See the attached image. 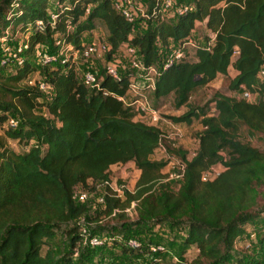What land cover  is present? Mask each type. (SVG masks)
Masks as SVG:
<instances>
[{
	"label": "trees",
	"instance_id": "trees-1",
	"mask_svg": "<svg viewBox=\"0 0 264 264\" xmlns=\"http://www.w3.org/2000/svg\"><path fill=\"white\" fill-rule=\"evenodd\" d=\"M48 2L0 0V37L6 28L11 36L29 31L25 58L33 57L35 46L46 47L44 55L56 54L57 39L78 50L83 35L99 22L109 46L108 59L127 44L150 65L157 62L159 52H167L170 43L175 46L190 38L197 23L203 29L204 44L196 46L195 62L183 61L162 71L153 98L160 104L173 94L181 106L192 90L226 76L231 69L230 92L242 87L258 93L260 99L246 103L215 93L209 101L212 115L203 106L166 117L175 125L189 126L196 120L202 128L192 157L174 151L184 171L172 192L170 182H162L165 163L151 159L161 132L136 120L135 113L115 99L126 91L127 73L114 81L102 70L98 89H88L76 79L71 63L36 67L25 59L10 74H3L8 66L0 67V127L8 118L17 121L16 128L2 129L0 135V264H73L74 255L88 262L79 219L89 225L91 234L109 237H134L131 232L137 228L166 223L185 232L177 251H172L181 262L185 251L194 248L195 256L185 264H245L235 240L253 222H264V211L250 208L253 186L264 184V153L239 139L243 126L264 135V85L256 84L264 64V0H182L189 9L170 21L152 14L154 0H143L150 19L142 32L134 29L137 21L128 23L104 0H54L50 13ZM36 21L42 22L41 31L35 29ZM209 33L214 37L207 45ZM234 48L238 55L231 59ZM35 75L48 87L46 97L36 85L25 84ZM7 141L22 144L24 150L8 147ZM128 165L138 177L132 194L124 192L123 200L105 187L104 204H97V211L91 210L89 198L84 203L72 201L78 190L96 196V186L110 180L111 167ZM216 167L220 172L214 179L200 181L201 174ZM130 202H135L134 220L122 212ZM114 210L119 212L110 216ZM101 218L104 221L99 223ZM58 234L64 236L68 253L55 258L47 248L41 255L46 241ZM141 243L140 251L111 244L121 246V256L126 258L133 252L149 255L147 246L153 241ZM263 254L253 264H260Z\"/></svg>",
	"mask_w": 264,
	"mask_h": 264
},
{
	"label": "rangeland",
	"instance_id": "rangeland-1",
	"mask_svg": "<svg viewBox=\"0 0 264 264\" xmlns=\"http://www.w3.org/2000/svg\"><path fill=\"white\" fill-rule=\"evenodd\" d=\"M138 6H145L143 0H133ZM54 0H49V13L52 11L54 6ZM170 21V20H168ZM146 27V22L143 20H138L134 29L136 31H144ZM29 30V25H28ZM29 31L24 33H15L11 36L10 28H6L3 32L5 38V44L10 45L12 48L9 50L8 55L1 57L6 60L8 68L3 71V74H10L13 71L15 61L17 58L21 60H28L36 67H39V61L44 55L45 48L40 46H35L33 57H24V52L16 54L13 51V47L17 45H23L26 36ZM105 30L101 23H96V28L90 34H84L81 40L83 47L87 46L90 43H104L105 42ZM192 39L199 45L204 44L203 40V29L199 24H195V30L192 33ZM42 49V50H41ZM123 47L118 51L111 54V58L108 59L106 53H98L97 55H92L88 59L76 58L73 62L75 77L80 81L81 75L84 72H89L95 77H99L100 72L104 69L107 63L115 65L117 71L121 74L125 73L126 68V59L123 54ZM187 55L191 62H195V57L193 55V50H187ZM62 53L67 56L68 50L66 47L62 50ZM15 55V57H14ZM234 76V72L229 69L226 76H219L213 82L208 85L200 88H196L189 93V97L185 104L177 106L174 101V95L170 94L167 98L162 100L159 104L153 96L152 93L145 94V102L150 107V109L158 112L161 121L156 124L154 127L159 129L161 132V138L159 141L160 146L163 148L164 152L161 150H155L153 152V160L161 161L165 163L164 168L161 170V174L164 175L167 171L170 170V165L168 162H174L173 160L180 161L179 157L175 155L174 151L179 150L186 153V158H190L194 155L197 149V133L202 129L199 122L192 120V123L189 126L184 124H171L168 122L166 117L169 116H179L183 114L187 109L191 107H206V111L209 114H214L212 109V104L209 102L212 95L217 93L224 96H231V92L228 88V83L230 79ZM35 80L40 81L39 77H35ZM23 84V83H22ZM21 84V85H22ZM46 97L48 93H43ZM42 114H45L43 109L37 110ZM5 123L0 127V135L2 129H5ZM239 139L242 143L248 144L250 147L257 149L260 152L264 153V135H261L257 131L245 126L241 127L239 132ZM7 146L15 149L16 151H23L24 148L22 144H16L15 141H7ZM138 177V172L131 166H113L110 168V180L115 183L117 181H123L124 185L129 189H133L134 182ZM168 188L170 191L175 192L178 188V184L175 182L168 183ZM253 199L250 204V208L254 211H264V184H256L253 186ZM90 201L88 205L92 211L99 210L98 205L93 200L92 197L89 198ZM264 217V212H262ZM133 217L131 220H134ZM132 236L136 237L140 242L153 241L155 245L163 246L167 252L172 253L177 251V246L182 239V236L185 235L183 229L173 228L169 224H162L156 227L150 228H137L131 232ZM47 246H44L41 250V255L45 252L47 248L51 250L52 256L59 258L62 255L68 253L67 242L64 239V236L61 234L56 235L52 240L46 241ZM235 247L244 257L245 264H253L260 260L261 253L264 251V222L259 220L253 222L252 225H249L245 231V234L235 240ZM87 249L88 262L82 260L78 261V255L73 256V264H146L147 260H152V257L149 256L146 252H133V255L127 256L126 258L122 257L123 254L121 251V246L117 244L108 243L105 247L100 249ZM192 251V250H191ZM192 253L185 252L184 263H187L194 256ZM157 256L156 258H158ZM155 258V257H153ZM161 261L164 264H174L172 262L171 256L167 253L164 256L160 257ZM148 261V262H150Z\"/></svg>",
	"mask_w": 264,
	"mask_h": 264
},
{
	"label": "built area",
	"instance_id": "built-area-1",
	"mask_svg": "<svg viewBox=\"0 0 264 264\" xmlns=\"http://www.w3.org/2000/svg\"><path fill=\"white\" fill-rule=\"evenodd\" d=\"M109 2L111 8L119 14L125 21L128 23H135L138 20L147 21L150 19L148 11L145 6H138L133 2V0H104ZM155 1V10L152 11V14H156L159 20H172L177 16H180L187 12L189 6L182 2V0H154ZM50 20L54 21V16L50 15ZM36 30L41 31L43 24L41 21H36L34 23ZM193 33V32H192ZM192 35V34H191ZM214 34L209 33V41L207 45L212 41ZM5 36L0 37V67L7 65L6 60L2 59L4 55H8L12 48L10 45L5 44ZM54 46L57 48L56 54L43 55L39 61L40 65H53L59 63L64 65L66 63L75 62L76 58L88 59L92 55H97L98 53H105L109 51V46L104 43H90L87 46L81 44V48L75 50L71 45L64 43L57 39L54 41ZM196 46H199V43L193 41L192 36L188 38L185 42L172 45L171 43L167 46V52H159L158 60L156 63L145 65L142 62L141 56L138 54L137 50L133 47H130L127 44H124L123 54L126 59V72L128 74V83L127 88L122 96H117L115 99L120 102L124 107L131 109L135 113V119L147 126H155L161 121V118L157 111L150 109V107L145 102V94L152 93L155 86V81L160 76V73L167 69L168 67L175 65L183 61H190L189 56L187 55V50L192 49L193 55ZM66 47L68 50L67 56L62 53V50ZM26 49L25 45H17L13 47V52L16 54L22 53ZM238 51L236 48L233 49L231 54V59L237 57ZM15 57V55H14ZM195 57V56H194ZM23 60L17 58L15 64L21 65ZM191 62V61H190ZM104 73L110 77L112 80L117 81L122 76L111 63H107L104 67ZM124 74V73H123ZM36 77V75H35ZM35 77L26 80V85L33 86L36 85V88L42 93H48L49 89L40 79V81L35 80ZM36 81V83H35ZM80 82L82 85L88 89H98V79L93 74L89 72H84L81 75ZM256 84L264 85V64L259 68L256 74ZM232 97L245 101L246 103H256L260 98L258 93L250 92L242 87L239 88L238 92H233ZM264 104V98L262 99ZM5 128L14 129L17 126V121L13 118H8L5 122ZM161 138V137H160ZM155 150H161L164 152L163 148L160 146L159 142ZM174 162H168L170 165V170L164 174L162 182H175L180 183L183 177L184 165L181 161L173 160ZM121 167V166H120ZM220 172L219 168H212L210 171L201 174V182H209L214 179ZM107 187L112 196L119 200H123L124 192L131 193L132 190H129L123 183L120 181V184L117 185L116 182L113 183L111 180L105 182L102 186H96V192L98 194L95 196L94 193L88 194L82 190H78L72 194V201L76 203H84L88 198L94 197L96 203L99 207H102L104 204L103 196L105 194L104 188ZM135 202H130L129 205L122 211L128 218L132 219L135 217ZM119 211L114 210L110 216H114L115 213ZM104 221V218H101L99 223ZM79 227V232L82 237L81 244L83 247L89 249L101 248L108 243H118L125 247L126 249L133 251H140L142 249V243L136 237H122L121 235H115L112 237L104 235L91 234L89 225L85 223L83 219L77 221ZM147 252L149 255H152L153 264H164L160 257L156 258V255L169 254L171 256L172 262L174 264H185L184 261L181 262L176 256L171 255L170 252H167L166 249L161 245H148ZM185 258V257H184ZM264 264V254L261 258V263Z\"/></svg>",
	"mask_w": 264,
	"mask_h": 264
},
{
	"label": "crops",
	"instance_id": "crops-1",
	"mask_svg": "<svg viewBox=\"0 0 264 264\" xmlns=\"http://www.w3.org/2000/svg\"><path fill=\"white\" fill-rule=\"evenodd\" d=\"M151 159H153V158H151ZM191 250L194 252L192 255L195 256L196 250L194 248H188L185 252H189L190 251L192 253ZM184 256H185V254H184Z\"/></svg>",
	"mask_w": 264,
	"mask_h": 264
}]
</instances>
